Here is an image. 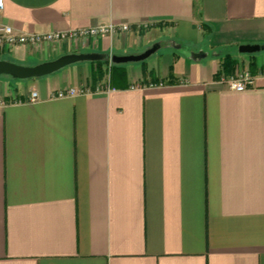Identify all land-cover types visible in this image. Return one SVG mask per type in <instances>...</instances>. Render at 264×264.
Wrapping results in <instances>:
<instances>
[{
	"label": "crops",
	"instance_id": "0c3cea01",
	"mask_svg": "<svg viewBox=\"0 0 264 264\" xmlns=\"http://www.w3.org/2000/svg\"><path fill=\"white\" fill-rule=\"evenodd\" d=\"M0 21L24 32L131 25L0 48L30 65L139 53L163 37L215 51L159 71L125 65L115 84L94 79L92 61L0 76V264H264V50L239 51L264 44V0H4ZM239 71L253 77L246 90L221 82ZM77 85L91 92L57 95Z\"/></svg>",
	"mask_w": 264,
	"mask_h": 264
},
{
	"label": "built area",
	"instance_id": "2783aa9c",
	"mask_svg": "<svg viewBox=\"0 0 264 264\" xmlns=\"http://www.w3.org/2000/svg\"><path fill=\"white\" fill-rule=\"evenodd\" d=\"M4 7V0H0V11ZM143 27H148V23L142 24ZM131 25L127 22H109L89 27H80L68 30H55L46 32H24L16 30L12 25L0 21V48L6 49L13 45H40L43 43L62 42L65 40H72L78 37H97L102 34L115 35L117 33L128 32ZM112 65L113 62L109 61ZM110 71V70H109ZM110 77V72H108ZM108 77V78H109ZM109 80V79H108ZM221 82L225 83L229 89L242 91L246 90L254 84L252 75L248 71H239L229 77L222 76ZM163 82H152L150 85H162ZM109 89V81L107 83ZM103 86H97V90L102 89ZM91 89L88 85L72 86L68 91H59L58 96H64L75 93H88ZM39 99L37 90L30 92V100L36 101ZM5 101L0 98V105Z\"/></svg>",
	"mask_w": 264,
	"mask_h": 264
},
{
	"label": "water",
	"instance_id": "95a60500",
	"mask_svg": "<svg viewBox=\"0 0 264 264\" xmlns=\"http://www.w3.org/2000/svg\"><path fill=\"white\" fill-rule=\"evenodd\" d=\"M161 47L160 42H155L144 51L129 54H109L103 52H68L57 58L39 62L36 64H23L13 60L0 58V76H10L14 79H32L49 75L68 65L81 61L107 60L115 64H126L145 60ZM264 50V44H241L239 51L242 53H254ZM207 55L203 50L193 51L191 59L200 60Z\"/></svg>",
	"mask_w": 264,
	"mask_h": 264
},
{
	"label": "rangeland",
	"instance_id": "374dc122",
	"mask_svg": "<svg viewBox=\"0 0 264 264\" xmlns=\"http://www.w3.org/2000/svg\"><path fill=\"white\" fill-rule=\"evenodd\" d=\"M162 46L153 54H151L149 57H147L145 60L138 61V62H128L124 65H130V66H136L137 68H141L142 66L147 65H155L156 70L159 71V68L162 66H166L168 64H174L176 61L179 62L180 59H183L184 57H190L191 53L193 51H197L196 49L204 48L203 51L208 53L209 58L215 57V51L212 49L208 43L207 40H205L203 43H195L194 40H177L176 43L173 42H167L166 38H162ZM159 42V41H157ZM201 50V49H200ZM198 50V51H200ZM217 50H223L217 49ZM144 51V50H143ZM228 51V50H227ZM111 64H107V71L103 75V77L107 78V74L109 70L111 69ZM159 67V68H158ZM11 80H17L12 77H8Z\"/></svg>",
	"mask_w": 264,
	"mask_h": 264
},
{
	"label": "trees",
	"instance_id": "16d2710c",
	"mask_svg": "<svg viewBox=\"0 0 264 264\" xmlns=\"http://www.w3.org/2000/svg\"><path fill=\"white\" fill-rule=\"evenodd\" d=\"M96 66L93 71L94 79L102 78L105 72L107 71L104 65L107 63L106 60L92 61ZM236 67V59L231 54H226L222 62V71L225 73H231ZM110 79L113 84L115 81L121 78H125L127 75V70L124 64H115L113 63L110 69Z\"/></svg>",
	"mask_w": 264,
	"mask_h": 264
}]
</instances>
